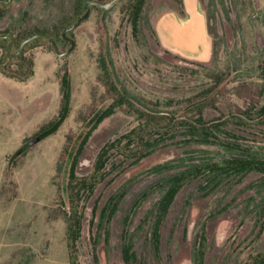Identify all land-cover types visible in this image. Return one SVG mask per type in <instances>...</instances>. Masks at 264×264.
Returning a JSON list of instances; mask_svg holds the SVG:
<instances>
[{
  "label": "rangeland",
  "instance_id": "rangeland-1",
  "mask_svg": "<svg viewBox=\"0 0 264 264\" xmlns=\"http://www.w3.org/2000/svg\"><path fill=\"white\" fill-rule=\"evenodd\" d=\"M83 1H0L3 67L12 60L15 71L20 63L6 57L10 38L4 36L17 38L13 56L26 35L48 31L55 37L72 26L85 12ZM135 2L91 7L88 18L69 33L71 43L58 39L61 52L71 49L66 56L44 40L27 48L25 55L34 62L29 80L0 72V264H70L64 211L71 161L66 148L76 153L99 114L113 103L110 81L136 107L157 115L161 127L186 116L192 121L200 113L207 120H225L262 106L264 0H199L214 43L206 62L165 51L156 37V18L181 12L182 0H146L137 35L131 24ZM65 70L71 76L67 117L56 132L22 150L57 118ZM226 129L241 137V152L184 128L154 133L127 105L105 119L77 160V173L89 176L100 150L117 143L96 191L85 201L80 264H96L94 237L98 264H125L127 243L134 245L136 264H195L203 228L204 264H245L263 252L264 175L255 171L223 174L217 181L206 173L187 183L163 223L159 252L153 243L158 205L173 175L240 153L264 156V125L231 122ZM133 132L135 141L128 147L124 137Z\"/></svg>",
  "mask_w": 264,
  "mask_h": 264
},
{
  "label": "trees",
  "instance_id": "trees-1",
  "mask_svg": "<svg viewBox=\"0 0 264 264\" xmlns=\"http://www.w3.org/2000/svg\"><path fill=\"white\" fill-rule=\"evenodd\" d=\"M83 1V0H79ZM84 0L82 2V7H84ZM100 2H105L104 0H96ZM112 1V0H111ZM146 0H136L133 11L131 15V24L133 27L134 35H137L139 32V22L141 18V14L143 12V8L145 5ZM86 11V9H85ZM85 13V12H84ZM84 15V14H83ZM82 15V16H83ZM78 21V20H77ZM71 26L63 29L64 31L61 33H57V36L54 37V34H51L48 31H43L40 33H35L30 36H25L21 40L19 45V49L17 52L20 51L21 45L27 39L31 38L36 34H46L48 35L57 45L58 39H62L71 43L73 40L69 37V33L71 32ZM6 38H10L9 46L13 42V45L18 42L17 38L13 35H6ZM46 41L50 45L51 43L46 40L45 38H37L31 42H29L23 52L16 56H10L8 54L9 46L7 49L6 57H12L17 59L20 63H18V69L13 71L11 66L13 65L12 60H7L8 65L7 68L3 67L6 58H0V72L17 81L25 82L29 80L34 75L33 70V61L26 57V50L27 48L33 46L39 41ZM12 45V48H13ZM52 46V45H51ZM53 47V46H52ZM59 47V46H58ZM12 50V49H11ZM16 52V53H17ZM15 53V54H16ZM102 69L106 75H110L109 68L105 62V60L101 61ZM263 70V78H264V60L262 65ZM109 89L113 90L115 95L113 103L107 107L102 113L99 114L97 117L94 125L87 131L84 135L82 142L79 146L78 151L73 153V151H69L70 146L66 148V153L68 155V159L71 161L69 171H68V181L66 186V196H67V207L64 211V219L66 223V240H67V247L69 253V260L70 264H80L79 262V248L78 243L82 236L83 231V220L85 217V201L87 198L93 196L94 192L96 191L97 185L100 179L103 178V172L107 166L110 153L113 151L114 148L117 147V143H109L104 146L98 155L96 156L93 173L89 176H81L77 173V166H78V157L82 154L83 149L85 148L88 140L92 136L93 132L98 128V126L107 118L112 116L119 107L124 105L129 106L134 112H136L141 118L145 119L147 124L152 126V130L154 133L159 135H163L164 132L172 133L177 129H185L189 135L194 136H201L204 138L205 141H209L212 139L211 142H217L219 145L224 146L225 148H229L234 151L241 152L242 145L238 143L241 140V137L235 133L230 132L226 129L229 123H234L239 126H252L253 125H264V101L262 106L256 110V106H253L249 109L248 112H245L243 115L232 116L228 119H215V120H207L205 119L204 115L200 113L197 118L191 121V119L186 116L181 118V121L172 125L171 121L169 123L166 119L162 121L167 122V126L163 125L162 127L159 125L160 119L157 115H153L142 109L136 107L135 103L132 102V98L127 94V92L123 90L117 89L116 85L110 81ZM61 90H62V105L60 112L56 119L48 122L45 126H43L35 138L39 139V141L45 139L47 136L53 134L57 131L59 126L63 123L65 118L69 113V102L71 97V76L68 70H65L62 80H61ZM180 124V125H179ZM166 130V131H163ZM133 133L126 135L124 138L128 139V147L134 143L135 139L132 137ZM123 138V139H124ZM32 139V140H33ZM70 140V139H69ZM70 145V143H69ZM258 172L264 175V156H256L251 153L238 156H233L232 158L225 160L221 163H210L202 166H195L192 169L185 170L181 173L175 174L170 178L169 187L159 202L158 209L155 216L154 227H153V243L154 246L159 252L160 244H161V229L163 223L168 216L170 209L175 201L176 196L179 194L181 189L190 181L203 176L206 173H209L213 176L215 181L223 175H231V174H247L249 172ZM218 184V183H217ZM116 210V205L112 210L114 214ZM98 239L94 237V253L95 259H97V245ZM206 230L203 228L199 238V246L196 248V253L194 255L195 264H204L205 256H206ZM134 245L132 243H127L123 247V260L125 264H136L137 263V254L134 251ZM96 262V264H98ZM245 264H264V251L259 252L257 254L251 255Z\"/></svg>",
  "mask_w": 264,
  "mask_h": 264
},
{
  "label": "crops",
  "instance_id": "crops-1",
  "mask_svg": "<svg viewBox=\"0 0 264 264\" xmlns=\"http://www.w3.org/2000/svg\"><path fill=\"white\" fill-rule=\"evenodd\" d=\"M181 7V12L171 10L156 18L154 28L160 46L185 59L209 61L214 43L199 0H182Z\"/></svg>",
  "mask_w": 264,
  "mask_h": 264
},
{
  "label": "water",
  "instance_id": "water-1",
  "mask_svg": "<svg viewBox=\"0 0 264 264\" xmlns=\"http://www.w3.org/2000/svg\"><path fill=\"white\" fill-rule=\"evenodd\" d=\"M119 1H121V0H112V1H110L109 3H104V2H100V1H96V0H86L85 2H84V7H85V9H86V11H85V13H84V15L83 16H81L79 19H78V21H76L71 27H70V31H72V30H74L76 27H78L85 19H87L88 18V16L90 15V12H91V9H90V4L91 5H94V6H98V7H100V8H108V7H111V6H113L114 4H116L117 2H119ZM201 15L206 19V17H205V14H204V12H201ZM45 38L46 40H48L50 43H51V45L53 46V48H54V50H55V52L57 53V55H59V56H66L70 51H71V49H69L68 51H66V52H61L60 51V49H59V47H58V45L48 36V35H46V34H36V35H34V36H32L31 38H29V39H27L26 41H24V43L21 45V49H20V51L19 52H17L16 54H14L13 55V57H16V56H18V55H20L22 52H23V50H24V48H25V46L29 43V42H31V41H33V40H35V39H37V38ZM12 45H13V42L10 44V46H9V50H8V54H10V52H11V49H12ZM39 142V139L37 138V139H33L32 141H30L26 146H24L23 148H22V150H26L28 147H31V146H33V145H35L36 143H38Z\"/></svg>",
  "mask_w": 264,
  "mask_h": 264
},
{
  "label": "flooded vegetation",
  "instance_id": "flooded-vegetation-1",
  "mask_svg": "<svg viewBox=\"0 0 264 264\" xmlns=\"http://www.w3.org/2000/svg\"><path fill=\"white\" fill-rule=\"evenodd\" d=\"M0 1H4V0H0ZM89 6H90V9H91V7H94V5H91V4ZM95 7H98V6H95Z\"/></svg>",
  "mask_w": 264,
  "mask_h": 264
}]
</instances>
